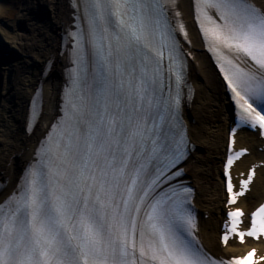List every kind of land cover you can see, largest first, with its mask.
Returning a JSON list of instances; mask_svg holds the SVG:
<instances>
[{
    "label": "snow or ice",
    "instance_id": "1",
    "mask_svg": "<svg viewBox=\"0 0 264 264\" xmlns=\"http://www.w3.org/2000/svg\"><path fill=\"white\" fill-rule=\"evenodd\" d=\"M73 8L58 116L0 201V264H264L255 248L224 258L199 239L184 175L194 145L183 115L191 40L179 0H73ZM191 10L233 104L222 161L231 208L256 175L253 167L233 183V166L247 154L238 132L264 135V6L192 0ZM52 68L41 72L30 120ZM243 215L227 211L224 248L264 238V206L247 231Z\"/></svg>",
    "mask_w": 264,
    "mask_h": 264
},
{
    "label": "bare ground",
    "instance_id": "2",
    "mask_svg": "<svg viewBox=\"0 0 264 264\" xmlns=\"http://www.w3.org/2000/svg\"><path fill=\"white\" fill-rule=\"evenodd\" d=\"M253 2L259 7L264 6V0ZM191 3L192 0H179L191 40L185 49L191 53L188 80L192 97L184 116L194 151L185 168L186 180L196 189L194 205L200 214L199 239L215 256L228 258L237 251L242 254L252 247L263 254L264 242L243 248L233 244L226 250L219 248L225 203L222 161L232 112L225 88L193 23ZM13 7V0H0V70L4 75L0 83V201L15 189L33 159L38 141L58 116L67 63L61 55V36L62 31L72 24L71 15L74 13L73 0H22L16 20L3 21L2 17ZM50 62H54V68L42 86L43 115L30 132L27 131L30 103L41 85V72ZM257 144L256 136L238 135V147L252 150L251 156L239 164L238 172L264 162V154L257 151ZM263 192L264 168L258 170L253 189L241 207L248 211L251 204H260ZM205 215L209 216L208 220L204 219Z\"/></svg>",
    "mask_w": 264,
    "mask_h": 264
},
{
    "label": "rangeland",
    "instance_id": "3",
    "mask_svg": "<svg viewBox=\"0 0 264 264\" xmlns=\"http://www.w3.org/2000/svg\"><path fill=\"white\" fill-rule=\"evenodd\" d=\"M14 7L6 12V15L2 17L3 21H14L16 20L17 16L19 15V12L22 7V0H13ZM58 73V71H56ZM4 80L3 72L0 71V83H2Z\"/></svg>",
    "mask_w": 264,
    "mask_h": 264
}]
</instances>
